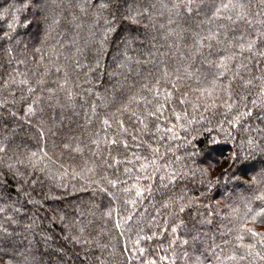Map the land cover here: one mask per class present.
I'll return each instance as SVG.
<instances>
[{
    "label": "trees",
    "instance_id": "trees-1",
    "mask_svg": "<svg viewBox=\"0 0 264 264\" xmlns=\"http://www.w3.org/2000/svg\"><path fill=\"white\" fill-rule=\"evenodd\" d=\"M173 2L180 0H129L134 8H151V19L145 16L140 29L144 48L129 55L152 51L154 59L139 76L128 79L119 72L115 77L109 75L119 63L114 47L102 60L108 65L107 72L89 70L95 66L91 31L98 32L99 27L91 12L80 11L84 0H39L38 6L18 13L31 19L39 8L38 19L42 21L46 15L49 22L58 21L44 44L40 43L42 31L35 23L25 32V22L18 21L13 35L17 39L31 36L27 49L23 44L17 46L15 39L4 37L5 31H11V17L0 19V145L7 149L0 152V169L6 171V165L12 163L32 173L31 166L17 162L26 161L31 152L39 153L41 148L51 157L50 161L37 158L32 179L39 183L34 191L25 189L40 201L39 205L29 204L23 195L17 199L14 181L7 193L11 200L0 199V207L7 209L0 213V264L9 260L12 264H81L86 251L85 264H101V260L103 264H196L197 258L201 264H217V258L220 264H264L255 255L264 256L260 235L264 234V200L257 199L264 195V153L258 148L251 150V156L247 150L242 151V156L248 158L229 169L230 178L220 177L211 188L201 184L198 171L210 161L216 163L208 177L214 178L216 172L228 167V160L221 158L232 149L240 152L241 144L247 149L249 138L264 147V101L256 95L261 81L254 79L264 74V57L258 55L264 52V3L192 0V14H177V10L170 12L162 7ZM24 3L27 0H0V12L9 5L21 7ZM237 3L244 4L248 13L240 20L236 19V9L223 7ZM217 8L220 11L213 16ZM170 28L181 32L182 39L166 38ZM213 33L215 36L208 39ZM197 36L203 37L200 44L196 43ZM250 40L256 42L252 52L247 47L242 51L239 45L246 46ZM34 48H42V52ZM230 55L233 58L225 62V67H219L220 58ZM18 59L25 63L17 65ZM77 62L82 67L77 68ZM56 66L61 69L59 73ZM24 78L30 80L28 86L36 89L35 95L42 97V110L35 115H26L20 101L22 94L25 98L31 95L28 86L19 83ZM5 80L9 81L7 86ZM65 80L62 91L60 85ZM248 80L253 83L246 84ZM49 88L56 90L54 95L62 103L65 92L71 90L72 103L63 108L55 100L50 103ZM209 88L211 96L200 91ZM253 99L257 100L255 107ZM245 108L253 109L251 115L241 117L233 128L228 122ZM104 119H108V125L103 124ZM221 129L230 131L232 139H226ZM42 130L44 136L40 135ZM213 139L220 142L211 146L215 151L210 156L200 155L201 150L208 151ZM65 144L69 147L65 148ZM77 147L80 151H75ZM193 148L197 154L190 159L187 153ZM141 165L146 167L141 169ZM41 168L45 171H39ZM189 170H195V176ZM175 172L181 173L175 181L160 179L165 173ZM104 177L107 179L99 187H106L114 196L101 193L94 183ZM110 179L119 181L115 188L108 185ZM137 188L143 189L140 198L135 196ZM180 194H187L194 202L184 213L168 216L162 204ZM131 200L136 203H128ZM109 208L114 211L106 223L100 217ZM81 211L85 223L93 222L87 229L94 238L89 246L74 245L71 233L59 222L61 214L66 216V222L77 221ZM54 215L57 219L52 221ZM128 216L132 220L123 225V231L114 227L118 219L125 221ZM33 218L36 226L26 228ZM174 226L176 232L172 231ZM253 232L258 235L253 236ZM197 234L199 239L193 242L192 236ZM44 235L52 237L50 243L44 242ZM248 245L253 247L249 249ZM140 248L144 249L142 255ZM58 249L64 252L61 259L56 255ZM233 256L237 259H230ZM240 256L244 259L239 260Z\"/></svg>",
    "mask_w": 264,
    "mask_h": 264
},
{
    "label": "snow or ice",
    "instance_id": "snow-or-ice-1",
    "mask_svg": "<svg viewBox=\"0 0 264 264\" xmlns=\"http://www.w3.org/2000/svg\"><path fill=\"white\" fill-rule=\"evenodd\" d=\"M262 3H264V0H262ZM39 0H27V3H24L21 5V7H16L14 5H9L8 7H5L3 9V12H0V19H5L7 20L8 17L10 16L11 19L8 22V28L11 31H5L4 32V37L8 38L9 41L15 39L16 45L20 46L21 44L24 45V47L27 49L29 46V41L31 40V36L27 37L26 39H17L13 33L16 31L17 27V22L22 20L25 22V32H27V29L32 27V25L35 23L37 25V28L42 31V39L40 40L41 44L46 43L50 33L53 30L54 25L58 23L57 20L52 19L51 22H49V17L48 16H43L42 21L38 19L39 15V8H37V12L32 14V18L29 19L28 16H19L18 13H20L22 10H27L32 8L33 6H38ZM151 7H155L154 5ZM163 8L168 9L170 12L172 10H177V14H179L180 11H186L188 14L193 13V7H192V0H187V3H184L183 0H180V2H173L170 5L165 4L162 5ZM224 8H233L236 9L235 15L236 19L240 20L245 18L248 13L246 12V6L242 3H237V4H232V5H224ZM80 11L82 13L88 14L91 12L93 19H94V24L95 26L99 27V31H91V35L93 37V47L95 48L94 52V58H95V66L94 69L90 68V71H103L107 72L108 70V65L106 63H102V60L106 58L107 52L110 47H114L116 52H117V59L119 60V63H115V70L109 75L115 77L118 72L120 75H123L125 79L130 78L132 75H137L139 76L142 71H144L145 66L147 64H150L152 62V59H154V53L152 51H147L146 55L143 51L138 52L136 56L129 55L130 52H135L138 49H143L144 48V34L141 32V25L142 21L145 16H148L149 19H151V8H143L141 10L140 6L133 7L130 3L129 0H84V3L79 5ZM199 11V9H197ZM220 9L217 8L216 12L213 13V16H216L217 13H219ZM75 19V17L73 18ZM229 20H231V16L228 17ZM102 21V25L100 22ZM171 20H169V23L171 24ZM79 27V25H77ZM148 25H144V28H147ZM164 25H161V28H163ZM259 35V33H258ZM215 36V34H210L208 39H212ZM175 38L176 40L182 39V33L177 31L176 29H169L168 32L166 33V38ZM203 40V37H196V43L200 44V42ZM255 40H250L247 45L245 46L244 44H240L239 47L243 51L245 47L249 50V52H252L253 45L255 44ZM231 47H235V45H230ZM35 52H42V48H34ZM78 52L81 51L80 49L77 50ZM8 52L10 54L13 53V49L9 48ZM159 53V50H157V54ZM260 57H264V52L258 53ZM233 57L227 56V57H221L220 58V63L219 67L224 68L225 67V62L228 60H231ZM40 60H44V55H41ZM17 65L24 64V60H16ZM76 67H82V65L77 62ZM60 67L56 66V71L59 73L60 72ZM126 70V71H125ZM48 71V68H45V72ZM151 74V73H149ZM16 75H23L21 73H16ZM220 75H223V72L220 73ZM177 79H179V76H177ZM254 79H259L261 81V86L256 93V95L264 101V74H262L259 77H254ZM13 84L16 83L15 77L12 78L11 81ZM21 85L28 86L30 85V80L27 78L21 79L19 81ZM38 83H42V80L39 81ZM253 83L252 80L246 81V84L251 85ZM5 86L9 84L8 80H5L4 82ZM67 84V81L65 80L64 84L60 85V89L62 91L65 90V85ZM175 86V85H174ZM216 87V81H212V88ZM212 88L209 89H200L201 92L207 91L209 95H212ZM47 91L50 93L48 96V100L51 103L53 100H55V104L61 108L65 107L66 105H70L72 103L73 99V93L71 90H67L65 92V100L62 103L58 97H55V89H47ZM27 92L31 94L29 97L25 98V96L22 94L20 97V101L25 105V114L26 115H35L39 109V105L42 102V97L41 96H36L35 92L36 89L28 86L27 87ZM31 100V103H28V100ZM243 99V97H241ZM15 102V97H13V103ZM183 103V101H181ZM7 103V102H5ZM252 105L253 107L256 106L257 100L253 99L252 100ZM3 105H0L2 107ZM227 107L231 108L232 105L228 104ZM251 108H245L244 111L238 113L237 116L233 117L232 120H230L228 123L234 128L236 126V122L243 116H250L252 113ZM93 111H95V105H93ZM154 114V113H153ZM13 116L16 115L15 112L12 113ZM139 123H144L143 120H140ZM41 124L43 122L41 121ZM104 125H108L109 121L108 119L103 120ZM146 126V125H145ZM120 127L121 129L124 128L123 121L120 122ZM221 131L225 132V138L226 139H232L231 132L228 131L227 129H221ZM41 136H44L45 133L42 130L40 132ZM135 139V137H133ZM96 143V141H93ZM110 143H115V141H110ZM191 143V142H189ZM220 142L213 139L210 140L208 143V151H203L201 150L200 155L202 156H210L211 152H214L215 149H213L211 146L213 145H218ZM65 148H68L69 145L65 144ZM125 147H127V143L125 142ZM241 151L238 152L235 149H232L229 151L227 156H223L221 159H226L228 160V167L220 169V171L215 173V177L212 179H209L208 177L211 176V169L214 164L211 161L208 163L207 167L203 169H198L200 177H201V184H207L209 188L212 187L213 184H218L220 177H229V169L232 168L233 166L239 164L241 161L246 160L248 156H251V150L252 149H259L262 153H264V147L257 145L255 143V140L252 138H249L247 141V149H245V145L241 144L240 145ZM247 150L248 156H242V151ZM7 149L5 146L0 145V152H6ZM75 151H80L79 147L75 149ZM154 151H158L155 150ZM197 154V151L195 148H193L192 152H188L187 155L191 159L194 155ZM37 158H46L47 160H51V157L48 156L47 152L45 149L41 148L39 150V153L37 152H31L27 160H19L17 163L18 164H27L28 166H31L33 168L32 173H27L25 171H21L20 168L12 163H9L6 165V171L3 169H0V199H7L11 200V196L7 195L8 189L10 186V182L14 181L16 184V192H17V199L21 195L26 196L28 198V203L33 204V205H39L40 201L39 200H34L32 198V192L26 191V187L32 189V191L35 190V185L39 183L38 180H33L32 176L34 175V172L36 170V160ZM114 162L115 161V158ZM152 164L155 165V161H152ZM146 165H141V169H144ZM39 171H45V169H39ZM88 171H93L92 169H88ZM125 171H128V169H125ZM156 169L154 168V172ZM192 172V175L195 176L196 171L195 170H189ZM186 174V173H185ZM75 175V173H74ZM179 176H181V173L175 172V173H165L164 176H161L160 179L163 181L165 178H168L171 181H175ZM107 177L102 178L97 183L98 187L100 184H103V181L106 180ZM31 181V182H30ZM261 181H264V173L261 174ZM108 185H111L112 188H115L117 184L119 183L118 180L115 179H110L107 180ZM63 185L57 184V187H61ZM99 191L101 193L107 192L109 196H114L115 194L111 191H109L106 187H99ZM125 192H127V189H124ZM143 194V189L137 188L135 192V196L137 198L142 197ZM204 193H201V196H203ZM53 199H58V197H52ZM257 199L264 200V195L258 196ZM187 201V203H185ZM194 202L193 198L188 197L187 194H180L174 198H170L166 200L162 204V208L167 210L168 216H178L181 213H184L186 209ZM13 204L16 203V201L12 202ZM128 203L135 204V200L128 201ZM23 207V205H21ZM6 208L0 207V213L6 212ZM14 212H18L19 208H13ZM113 209L109 208L107 211L102 213L101 219H104L105 222H109ZM261 212H264V209H261ZM259 215V213H257ZM80 217L81 219L77 221H69L66 222V216L61 214L59 216V222L64 226L65 229H67L71 233V241L74 245H80V246H89L94 243V238L91 237V235L88 233L87 229L91 226L93 223L92 221H87L85 223L83 217L84 213L81 211L80 212ZM57 217L54 215L52 217V221H55ZM253 219H255V216H253ZM132 220L131 216L127 217V220L125 221H120L119 219L115 223L114 227L117 229H121L123 231V225L127 224L129 221ZM204 221H201L203 223ZM180 223H183V221H180ZM35 219L33 218L32 222L28 225H26V228L31 229L35 227ZM5 234H7V230H4ZM173 232L177 231V228L174 226L172 228ZM248 231H252L251 229H248ZM155 235V233L153 234ZM253 236L258 235L257 233L253 232ZM262 236V243H264V234H260ZM144 239H151V237H143ZM67 239V237H66ZM197 239H199V235H193L192 240L195 242ZM43 240L45 243H50L52 240V237L44 235ZM139 243V240H137V244ZM185 244H187V241H184ZM37 244H39V241H37ZM97 247H102L97 243ZM253 246L248 245V248L251 249ZM115 251V249L113 250ZM127 251V249H125ZM139 253L142 255L144 253V249L140 248ZM253 253L249 252V255ZM57 258L61 259L64 255V252L62 249H58L56 252ZM129 257H131L133 254L131 252L128 253ZM187 255V254H185ZM255 255L260 256L262 260H264V256H261L260 253H255ZM88 259V253L87 251L85 252L84 255V260H81V264H85V261ZM100 259V258H97ZM230 259L236 260L237 257L233 256ZM239 260H243L244 256L238 257ZM7 264H12L11 260L7 262ZM63 264V262H62ZM101 264H103V261L101 260ZM129 264H131V261H129ZM143 264H155L154 261L150 262H143ZM196 264H201L199 258L196 260ZM217 264H220L219 259L217 258Z\"/></svg>",
    "mask_w": 264,
    "mask_h": 264
}]
</instances>
